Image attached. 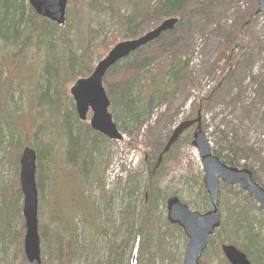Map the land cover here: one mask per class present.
I'll list each match as a JSON object with an SVG mask.
<instances>
[{
	"label": "trees",
	"instance_id": "trees-1",
	"mask_svg": "<svg viewBox=\"0 0 264 264\" xmlns=\"http://www.w3.org/2000/svg\"><path fill=\"white\" fill-rule=\"evenodd\" d=\"M215 1L208 2L204 10L210 12ZM187 2L134 0V6L125 15V0H92L91 10L109 14L113 34L111 36L109 31L104 35L100 30L90 29L83 40L79 32L75 38L72 37L70 19L74 13V0L69 1L64 27L39 17L29 0H0V156L1 159L8 158L7 163L14 171L13 178L5 181L0 169V264H29L24 255L23 195L19 183V160L26 146L34 149L38 156L39 215L44 200L43 176L48 178L50 186L53 177L52 173H49L50 176L46 174L45 169L44 175L39 165L45 161L43 165L49 168V163L55 165L60 161L54 149L58 143L55 140L57 133H61L66 148L63 163L78 174L81 197L86 195L88 187L95 182L94 177L105 167L107 147L111 142L79 120L69 94L78 79L92 74L95 67L92 53L99 46L108 53L118 43L113 35L118 39L121 37L122 41L141 36L144 30L139 19L148 14L153 3L154 10L148 18L157 16L154 20L156 25L161 20L179 18L175 29L120 61L104 80L114 122L126 137L139 135L155 111L170 102L180 82L187 85L196 82L192 61L181 50V33L190 27ZM254 16H257L256 11L251 13L250 18ZM247 23L245 21L243 25ZM32 49H35L33 53ZM167 54L170 61L158 65L157 57ZM40 58H43L42 66L31 72L32 65ZM16 66L19 73L13 74L12 68ZM123 71L131 73V76L110 86L108 77H119ZM23 97L26 99L24 107L19 105ZM205 101L204 98L198 99L199 105L195 104L192 112L197 108L203 109ZM29 117H32V122ZM26 119H29L28 132L32 137L29 143L20 138L23 134L21 122ZM171 134L170 129L167 137ZM222 136L228 147L224 151L213 150L215 156L230 167L240 168L244 158L242 151L224 133ZM191 137V133L187 132L157 168L163 145L156 157L145 163L144 184L138 179L139 174L134 175L129 180L131 186L122 192L118 200L109 197L105 203L93 201L91 205L87 204V209L92 212L89 217L84 218L83 211H79L74 218L66 216L61 226H55L56 229L40 225L42 264H163L173 261L175 253L170 249L171 240L174 232L183 233L167 220L162 222L159 217V205L165 207L168 198L161 189V183L168 174V162L177 159L183 146L191 143ZM243 168L250 169L248 165ZM250 170L257 183L264 188L255 171ZM138 186L143 192L136 191ZM220 199L221 210L224 206L227 215L210 239L202 264H212L215 258L218 264H229L221 253L223 244L240 249L252 264H264V215L257 204L239 187L225 184H221ZM193 205L195 210L203 213L211 209L204 190L203 200ZM102 230L104 239L101 238L100 242L97 238L93 240L91 233L99 237ZM208 256L212 261H207Z\"/></svg>",
	"mask_w": 264,
	"mask_h": 264
},
{
	"label": "rangeland",
	"instance_id": "rangeland-1",
	"mask_svg": "<svg viewBox=\"0 0 264 264\" xmlns=\"http://www.w3.org/2000/svg\"><path fill=\"white\" fill-rule=\"evenodd\" d=\"M125 1L127 3L123 5V10L124 14L128 15L127 11L134 6V0ZM210 1L214 0H188L186 4L190 27L181 33V50L192 61L191 67L195 71L196 82L192 85L180 82L170 102L155 111L139 135L125 137L122 142H115L107 147L105 167L94 177L93 186L88 187L86 193L88 204L91 205L93 201L105 203L109 197L112 199L116 197L118 200L122 192L131 186L129 180L130 177L134 178V175L139 174L138 179L144 184L145 163L155 158L161 147L167 143L169 140L167 133L170 129L174 131L186 120L197 118L199 109H194L193 113L192 108L195 104L198 106V99L202 98L206 99L202 109V127L213 150L227 149V142L222 136L224 133L231 139L230 142L242 151L244 158L241 159L240 168L248 165L255 171L259 183L264 186V16L250 18L251 13L258 7L254 0H217L210 12L205 11L204 7ZM91 3L92 0H74V13L72 12L70 19L73 38L79 32L83 35V40L86 39L90 29L100 30L104 35L110 31L112 36L113 22L109 14L104 15L91 10ZM153 10L154 3L151 4L148 14L139 19L144 30L141 36L163 22L161 20L156 25L157 16L148 18ZM245 21L248 23L244 26ZM113 38L118 42L122 41L121 37L118 39L113 35ZM110 39L111 37L108 40ZM229 49H232V52H229ZM34 50L32 49V53ZM168 54L157 57L158 65L162 66L170 61ZM106 55V50L99 46L92 53L93 65L96 66ZM40 60L41 63L38 64ZM42 64L43 58H40L32 65L31 72ZM12 71L13 74L19 73V67L12 68ZM129 76L131 73L123 71L119 77H108L107 82L113 87ZM19 105L22 107L26 105L24 97L19 100ZM33 108L32 105V113ZM91 116L90 113L88 121ZM31 119L32 117L30 122ZM28 121L29 119H26L21 122L23 134L20 138L24 143L32 140L28 132ZM190 133L193 135V131ZM55 136L58 143L54 149L60 161L55 165L49 163V168L43 165L45 161L39 165L42 166L44 175L46 170V174L52 173L53 176L52 186L48 184V178L43 176L42 179L44 200L39 223L43 226L49 225L53 229L56 225L61 226L66 216L76 217L78 214L76 207L79 206V204L73 206L76 199L70 195L79 183L78 174L63 163L66 153L64 139L61 133ZM1 157V177L9 181L13 178L14 171L7 163L8 158ZM167 169L168 174L161 183V189L168 195L167 200L178 197L184 204H189L191 210L197 211L193 204L203 200V190L205 191L204 171L197 150L191 143L184 145L177 159L168 162ZM139 188L138 186L136 191L143 192V189ZM224 198H227L226 194ZM224 209L223 206L222 219L227 215ZM159 217L162 222L167 220L166 203L165 207L159 205ZM92 228L95 232V228L93 226ZM95 233H91L93 240L97 238L100 242L99 240L104 239L103 230L99 237ZM172 239L170 249L175 253L174 260L165 261L163 264H183L188 241L180 232H174ZM208 260L212 261L211 257L208 256ZM212 264H218V259L215 258Z\"/></svg>",
	"mask_w": 264,
	"mask_h": 264
},
{
	"label": "water",
	"instance_id": "water-1",
	"mask_svg": "<svg viewBox=\"0 0 264 264\" xmlns=\"http://www.w3.org/2000/svg\"><path fill=\"white\" fill-rule=\"evenodd\" d=\"M258 14L264 12V0H255ZM35 13L46 20L63 27L69 0H29ZM179 23L178 18L162 22L153 31L135 40L118 43L100 61L93 74L87 79L78 80L70 90L77 115L82 122H87L92 112L90 126L93 131L110 141H123L110 113L111 102L104 88V79L108 72L120 61L130 57L140 49L157 41L163 34L172 31ZM194 128L192 146L197 150L204 171L203 184L211 204L206 213L192 211L178 197L167 201V220L178 226L188 239L183 264H201L209 240L221 226L220 186L240 187L259 206L264 214V188L260 187L249 169L230 167L214 155L212 145L203 131L202 114L192 121L181 123L169 138L163 153L159 157L157 168L164 155L169 153L181 137ZM37 155L30 147L24 148L20 157V187L23 194V218L25 223L24 254L30 264H42L41 239L39 234V196L37 187ZM221 251L229 264H251L248 256L237 247L223 245Z\"/></svg>",
	"mask_w": 264,
	"mask_h": 264
},
{
	"label": "flooded vegetation",
	"instance_id": "flooded-vegetation-1",
	"mask_svg": "<svg viewBox=\"0 0 264 264\" xmlns=\"http://www.w3.org/2000/svg\"><path fill=\"white\" fill-rule=\"evenodd\" d=\"M77 189L76 190H74V192L73 193H70V195L73 197V198H75L76 199V203L73 205V206H76V205H78L79 204V206L78 207H76V212L78 211H83V213L86 215H84V218L85 217H89V215H91V211H90V209H87V204H88V197L85 195V196H83V197H81V191H80V188H79V186H77L76 187ZM71 196H70V200H71ZM81 199V201H79ZM57 200H58V198H57ZM58 204H59V202H57V206H58ZM85 207H86V209H85ZM78 215V214H77Z\"/></svg>",
	"mask_w": 264,
	"mask_h": 264
}]
</instances>
